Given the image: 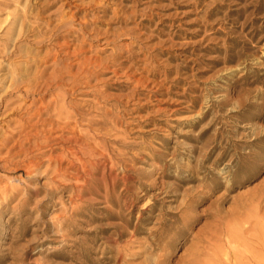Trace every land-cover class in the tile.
<instances>
[{"label": "rangeland", "instance_id": "rangeland-1", "mask_svg": "<svg viewBox=\"0 0 264 264\" xmlns=\"http://www.w3.org/2000/svg\"><path fill=\"white\" fill-rule=\"evenodd\" d=\"M22 15L31 32L15 44L19 26L6 31ZM83 25L89 34L76 39ZM52 35L116 57L117 77H98L116 98L106 135L93 130V88L6 90L22 67L46 77L75 61ZM0 48V140L12 136L0 145V264H264V0H0ZM57 94L77 131L103 142L108 159L96 157L90 176L75 177L69 155L66 176L54 174L53 143L41 140ZM17 139L41 149L20 155ZM28 159L39 162L30 177L15 173Z\"/></svg>", "mask_w": 264, "mask_h": 264}, {"label": "bare ground", "instance_id": "bare-ground-1", "mask_svg": "<svg viewBox=\"0 0 264 264\" xmlns=\"http://www.w3.org/2000/svg\"><path fill=\"white\" fill-rule=\"evenodd\" d=\"M29 2V1H28ZM37 3V2H36ZM28 4H30V3H28ZM78 6V5H77ZM30 7V6H29ZM26 9V8H25ZM24 9V10H25ZM27 12V11H26ZM26 12H24V14H26ZM23 14V15H24ZM73 14V13H72ZM19 16L20 18L18 19V17H17V19H15L14 21H10L11 23H10V26H8L9 28H8V30L6 31V33H7V35H12V34H14V33H12V31H16V28L19 26V30H18V33H17V35H16V38L14 39L13 38V36H11V38H9V39H7L8 41H10V42H12L13 43V41L15 42V44H16V41L18 40V38H23V37H27V33L28 32H31V30L30 31H28V30H25V26H26V24H25V16ZM27 17V16H26ZM66 17V16H65ZM70 17H74V14L73 15H71ZM60 18V17H59ZM82 20V19H81ZM63 21V20H62ZM73 21V20H72ZM76 21V20H75ZM88 21V20H87ZM83 22V21H82ZM58 23H61V22H58ZM79 23V22H78ZM84 23V22H83ZM8 24V23H7ZM57 24V23H56ZM82 24V23H81ZM65 25V24H64ZM15 27V28H14ZM32 27V26H31ZM30 27V28H31ZM29 28V27H28ZM54 28V27H53ZM52 28V29H53ZM63 29H64V27H63ZM86 25H83V27L81 28V30H80V28H79V30L81 31V33H80V35H78V36H76V39H78L79 38V36H82V35H84V34H87V36H88V34H89V32H86ZM32 30H34V29H32ZM49 30H51V29H49ZM69 30V29H68ZM67 30V31H68ZM75 30H77L78 31V29H75ZM47 31H48V29H47ZM67 31H66V33H67ZM70 31V30H69ZM91 31H92V28H91ZM94 31V30H93ZM36 32H38V31H36ZM35 32V33H36ZM39 32H41L40 30H39ZM60 31L58 30V33H59ZM71 32V31H70ZM125 32V31H124ZM12 33V34H11ZM46 33V32H45ZM57 33V34H58ZM93 33V32H92ZM96 33V32H95ZM98 33V32H97ZM96 33V34H97ZM100 33V32H99ZM32 34V33H31ZM52 34V33H51ZM54 34V33H53ZM30 35V34H29ZM33 35V34H32ZM31 35V36H32ZM67 35H69V32H68V34ZM102 35V34H101ZM130 35V34H129ZM99 36V35H98ZM123 36V35H122ZM46 37V36H45ZM75 37V36H74ZM67 37L65 36V35H63V36H61V35H52V36H50V39H54V40H60V39H65V42L64 41H62V42H64L63 44H61V45H59V51L61 50V49H69V48H72V47H74V51L71 53L72 55L71 56H75V59H73V61L74 62H69L68 64H57V63H55V67H52V71L51 72H49V74L48 75H46V77H44L42 74H39V72H37L36 74H38V75H42V76H40V77H38L36 74H35V72H34V74L37 76H35V77H31V74L30 73H28L27 72V70L25 69V70H23V67H22V69H21V72L19 71V72H17L18 74H13L12 75V78L10 77V80H9V82H10V84H9V86H8V89H6L7 91L9 90V88L11 89V90H13V91H18V93L19 92H21V93H23V95H33V96H37L38 94H41V92L42 91H48V90H50V89H52V88H55L56 90L57 89H59V90H61V92L65 95V96H69V94L70 95H74V94H76L78 91H80V90H82V89H86V88H93V90H92V94L95 96V98H96V100H95V103H93V104H90V103H87V104H89V105H91V108H93L94 109V112H96V115H98L99 117H101L99 120H96L97 122H95L96 123V125H98V128H96V129H93L94 130V132L96 133V134H104V135H106V132H108V130L106 129V122L108 121V119L110 118L109 117V111H106L107 109H106V107H105V104H106V101H112V100H116V98L113 96V94L112 95H110V94H107L106 93V88L105 89H100V88H98L99 87V85L100 84H102V83H106V78H105V80H103L104 78H101V79H99L98 77L99 76H106V75H111V77H117V69L119 68H114V69H112V70H110V71H108L110 68H111V65H114V63L116 62V57H114V56H110V57H107V58H102L101 56H99L97 53L99 52L98 50V52L97 53H94V54H89L90 53V51H91V49H92V44H89L88 45V47L86 48V40H80L81 41V43L80 44H78V45H73V43L71 44L69 41H72V40H67L66 39ZM87 38V37H86ZM86 38H84V36H83V39H86ZM94 38H96L95 36H94ZM99 38H101V37H99ZM99 38H97V39H99ZM25 39H27V38H25ZM28 39H30V38H28ZM40 39V38H39ZM102 39V38H101ZM37 40V39H36ZM46 42H47V40H46ZM59 42V41H58ZM57 42V43H58ZM99 42V41H98ZM86 43V44H85ZM59 44V43H58ZM76 44V43H75ZM6 45V44H5ZM8 46V45H7ZM17 46L15 45L13 48H11V49H13L12 51H8L7 50V48H6V50H7V55L9 56L12 52H15L17 49ZM96 48H98V47H96ZM125 48V47H124ZM127 48H129V46L127 47ZM1 49V48H0ZM10 49V48H9ZM104 49V48H103ZM102 49V50H103ZM121 49V48H120ZM5 50V51H6ZM23 50H25V49H23ZM22 50V51H23ZM100 50H101V48H100ZM122 50V49H121ZM127 50V49H126ZM26 51H27V49H26ZM48 51V50H47ZM92 51H93V49H92ZM91 51V52H92ZM96 51V50H95ZM122 51H124V50H122ZM122 51L120 52V53H122ZM0 52L2 53L3 51H1L0 50ZM29 52V51H28ZM49 52V51H48ZM66 52V51H65ZM128 52H130V50H128ZM26 53V52H25ZM25 53H24V55H25ZM32 53V52H31ZM52 53V52H51ZM50 53V55H53V53L51 54ZM13 54V53H12ZM38 54V53H37ZM46 54V53H45ZM59 54V53H58ZM89 54V55H88ZM118 54V53H117ZM2 55H5V53H3ZM29 55V54H28ZM35 55V54H34ZM63 55H68V54H63ZM115 55V54H114ZM12 56V55H11ZM33 57V56H32ZM42 57V56H41ZM40 57V58H41ZM47 57H49L48 55H47ZM53 57V56H52ZM106 57V56H105ZM42 59H44V57L42 58ZM41 59V60H42ZM47 59H49V58H47ZM56 59V58H55ZM70 59H71V57H70ZM30 60H31V58H30ZM51 60V59H50ZM58 60V63H59V59H57ZM65 60V59H64ZM126 60V59H125ZM26 61H27V58H26ZM35 61H36V59H35ZM46 61H48V60H46ZM61 61V60H60ZM118 61H120V60H118ZM33 62V61H32ZM32 62H31V64H29V65H31L32 66ZM66 62V61H65ZM19 63V62H18ZM27 63V62H26ZM119 63V62H118ZM128 63V62H127ZM122 64H123V62H122ZM20 66V65H19ZM46 66V65H45ZM50 66V65H49ZM119 66H120V64H119ZM28 67V66H27ZM15 68V67H14ZM17 68V67H16ZM19 68H21V67H19ZM36 68V67H35ZM40 68V67H39ZM50 68V67H49ZM130 68V67H129ZM45 69H47V67H45ZM16 70V69H15ZM14 72V71H13ZM139 74V73H138ZM110 77V78H111ZM111 80V79H110ZM109 81V80H108ZM93 82H95V83H93ZM137 82H139V81H137ZM142 82V81H141ZM106 86V85H105ZM104 87V86H103ZM5 90V91H6ZM91 90V89H90ZM4 91V92H5ZM13 91H11V92H13ZM82 92H85V91H82ZM87 92V91H86ZM6 93V92H5ZM58 93V92H57ZM81 93V92H80ZM88 93H90V92H88ZM9 94H10V92H9ZM83 94V93H82ZM133 94V93H132ZM19 95V94H18ZM22 95V94H21ZM22 95V96H23ZM21 96V97H22ZM45 96V95H44ZM120 96H122V95H120ZM126 96V95H125ZM30 97V96H29ZM38 97V96H37ZM37 97H36V99H37ZM41 97V96H40ZM39 97V98H40ZM124 97V96H123ZM60 98V96L57 94L53 99H52V104L55 106V109H57L58 110V116L55 118V119H51L50 117H51V115H50V119H46L45 121L47 122V124H49L50 125V129H47L48 130V132H49V134L48 135H44L43 137H42V139L43 140H41L44 144H50V142H52L53 144L52 145H47V146H50V150H51V155H50V157H49V159H50V161H53V159L55 160V162H56V160L59 162V165H58V167H56V166H53V167H55V171H54V174H55V176L57 177V176H60V177H65L66 176V169L63 167V162H64V155L65 156H71V158H72V162H74L73 163V166L74 167H77V169H76V175H75V177H79V176H81V175H83V177L84 176H90V172H93V169L95 168V162H94V159L97 157V158H100V159H104V160H106V157H107V155H106V150H105V148L104 149H101L100 147H102L103 148V146H102V143H100V142H97V143H94V142H91V141H89V140H87V139H85V135H83V132H82V134L79 132V131H77V121L76 120H73V117H75V116H72V114L69 112V107L71 108V106H68L67 104H66V102H60V100L61 99H59ZM68 98V97H67ZM131 98V97H130ZM151 98V97H150ZM31 99V98H30ZM41 99V98H40ZM65 99H66V97H65ZM93 99V98H92ZM127 99V98H126ZM42 100V99H41ZM118 100V99H117ZM120 100V99H119ZM118 100V101H119ZM62 101H63V99H62ZM125 101V100H124ZM132 101H133V98H132ZM7 102V101H6ZM31 102V101H30ZM36 102V101H35ZM90 102V101H89ZM104 103V104H103ZM30 104H32V102L30 103ZM35 104V103H34ZM114 104V103H113ZM113 104H111V106L113 105ZM123 104V103H122ZM147 104V103H146ZM150 104V103H149ZM9 105V104H8ZM40 105V104H39ZM41 105H44V104H41ZM51 105V104H50ZM130 105V104H129ZM10 106V105H9ZM21 106H24V105H21ZM34 106V105H33ZM38 106V105H37ZM36 106V107H37ZM46 106V105H45ZM44 106V107H45ZM48 106V105H47ZM125 106H127V105H125ZM4 107V106H3ZM8 107V106H7ZM26 107V106H25ZM24 107V108H25ZM35 107V108H36ZM49 107H51V106H49ZM57 107V108H56ZM28 108V107H27ZM77 108L78 107H72V111H74L75 112V114L76 115H80V114H78V111H77ZM115 108V107H114ZM113 108V109H114ZM14 109V108H13ZM16 109V108H15ZM48 109V108H47ZM51 109V108H50ZM79 109V108H78ZM24 110V109H23ZM26 110V109H25ZM34 110H37V109H34ZM39 110V109H38ZM57 110H56V112H57ZM109 110V109H108ZM134 110V109H133ZM15 110H13V112H14ZM27 111V110H26ZM26 111H25V113H26ZM40 111V110H39ZM120 111V110H119ZM12 112V111H11ZM34 112H38V111H34ZM53 112H55V111H53ZM73 112V113H74ZM94 112H92V113H94ZM24 113V112H23ZM28 113H29V111H28ZM28 113H26V114H28ZM39 113V112H38ZM80 113V112H79ZM91 113V114H92ZM34 114V113H33ZM53 114V113H52ZM86 115V114H85ZM30 116V115H29ZM49 116V115H48ZM48 116H47V118H48ZM54 116V115H53ZM91 116V115H90ZM19 117H21V116H19ZM31 117H32V114H31ZM31 117H28V121H27V123L28 122H30V119L29 118H31ZM81 118L83 117V115H81L80 116ZM25 118V117H24ZM87 118V117H86ZM113 118V117H112ZM62 119H63V121H62ZM22 120V119H21ZM88 120V119H87ZM92 120V119H91ZM18 121V120H17ZM88 121H90V120H88ZM112 121H114V120H112ZM118 121V120H117ZM23 122V121H22ZM26 122V121H25ZM91 122V121H90ZM26 123V124H27ZM36 123H37V121H36ZM44 123V122H43ZM81 123V122H80ZM87 123H89V122H87ZM19 124V123H18ZM33 124H35V122L33 123ZM130 124V123H129ZM20 125H21V123H20ZM28 125V124H27ZM41 126H42V124H40ZM48 125V126H49ZM86 125V124H85ZM111 125V124H110ZM116 125H117V123H116ZM23 126V125H22ZM31 126H33V125H31ZM79 126V125H78ZM89 126V125H88ZM112 126V125H111ZM15 127V126H14ZM20 127V126H19ZM55 127H57V129H60L59 131H62L63 133H56V131H58ZM69 127V128H68ZM110 127V126H109ZM117 127V126H116ZM115 127V128H116ZM54 128H55V130H54ZM93 128V127H92ZM89 129V128H88ZM118 129V128H117ZM24 130H25V128H24ZM23 130V131H24ZM34 130V129H33ZM90 130V129H89ZM17 131V130H16ZM31 131V130H30ZM40 131V130H39ZM113 131H115V130H113ZM9 132L10 131H7V135L9 134ZM20 132V131H19ZM27 132V131H26ZM26 132H25V134H26ZM37 132V131H36ZM47 132V131H46ZM45 132V133H46ZM67 133L68 135H66V134H64V133ZM11 133H12V131H11ZM11 133L9 134V135H11ZM18 133V132H17ZM33 133H35V132H33ZM44 133V132H43ZM94 133V134H95ZM109 133V132H108ZM116 133H117V131H116ZM29 134H30V132H29ZM42 134V133H41ZM40 134V135H41ZM93 134V133H92ZM111 134V133H110ZM114 134V133H113ZM4 135V134H3ZM3 135H1L2 137H3ZM5 135H6V133H5ZM5 135H4V137H5ZM12 135H15V134H12ZM21 135L23 136V134L21 133ZM28 135V134H27ZM31 135V134H30ZM29 135V136H30ZM33 135V134H32ZM115 135V134H114ZM113 135V136H114ZM19 136H20V134H19ZM34 136L35 137H39L38 136V134L37 133H35L34 134ZM97 137V136H96ZM102 137V136H101ZM21 138V137H20ZM24 138H25V136H24ZM26 138H30V137H27L26 136ZM33 138V137H32ZM40 138V137H39ZM90 138V137H89ZM1 139V138H0ZM10 139H12V136H6L5 138H4V140H0V145L1 146H3L4 147V149L6 148L4 145L6 144V142H8ZM99 139V138H98ZM101 139V138H100ZM20 139H17V140H15V142L13 143V144H11V145H13L12 146V148L13 147H15L17 144H18V153H20V155L22 154V153H25L26 155H28V154H30V152L32 153L31 155H33L34 156V154H33V152L32 151H37V150H39V149H41V145L39 144V142H36V143H34L35 145H34V147H32L31 146V144H30V146L32 147V148H29V149H24L23 148V144H22V142L21 141H24L23 139L21 140V141H19ZM30 140H31V138H30ZM36 139H33V141H35ZM27 141V140H26ZM25 141V142H26ZM39 141V140H38ZM42 142H41V144H42ZM105 142V141H104ZM28 143V142H27ZM65 145H71V147L70 148H67ZM7 146V145H6ZM44 146V145H43ZM65 146V147H64ZM10 147V146H9ZM54 147H55V149L56 148H59L60 150H62L63 151V153H61V154H58L57 153V155H52V152H55L54 151ZM11 148V147H10ZM43 148V147H42ZM47 148V147H46ZM0 149H1V147H0ZM8 152V151H7ZM16 153V152H15ZM39 154H40V152H38ZM37 153V154H38ZM10 154H11V151H10ZM45 154V153H44ZM110 154H112V153H110ZM4 155H9V153H5ZM4 155H3V158H4ZM12 155V154H11ZM19 155V156H20ZM16 156H17V154H16ZM32 156V157H33ZM0 157H2L1 156V152H0ZM29 157H31L30 155H29ZM26 158V157H25ZM25 158H24V160H25ZM34 158V157H33ZM37 158V157H36ZM9 159V158H8ZM12 159V158H11ZM38 159V158H37ZM45 159H47V158H45ZM44 159V160H45ZM107 159H108V157H107ZM110 159V158H109ZM22 160V159H21ZM70 160V159H69ZM98 160V159H97ZM96 160V161H97ZM5 161V160H4ZM45 161H47V160H45ZM1 162V161H0ZM11 162V161H10ZM69 162V161H68ZM98 162V161H97ZM110 162V161H109ZM39 163V162H38ZM38 163H35V162H33L32 160H29L28 159V162H27V160L26 161H22V167L21 168H15L14 169V171H15V173H24V172H26V174H28V177H30L29 175L30 174H32V172H33V170L35 169V167H37V165H38ZM111 163V162H110ZM21 164V163H20ZM41 164V163H40ZM49 164H51V163H49ZM17 165V164H16ZM48 165V164H47ZM72 165V164H71ZM7 166V165H6ZM105 166V165H104ZM16 167V166H15ZM47 167H49V166H47ZM4 168V167H3ZM36 170H37V168H36ZM50 170V169H49ZM48 170V171H49ZM39 171V170H38ZM69 171V170H68ZM45 172V171H44ZM106 172V171H105ZM35 174V173H34ZM71 174V173H70ZM69 175V174H68ZM103 175V174H102ZM105 175V174H104ZM103 175V176H104ZM32 176V175H31ZM71 176H73V175H71ZM111 176V175H110ZM77 177V178H78ZM20 178V177H19ZM22 178V177H21ZM100 178V177H99ZM114 178V177H113ZM75 179V178H74ZM79 179V178H78ZM81 179H82V177H81ZM95 179V178H94ZM101 179V178H100ZM99 179V180H100ZM18 180V179H17ZM53 180V179H52ZM98 180V181H99ZM54 181V180H53ZM64 181H66V180H64ZM78 181V180H77ZM105 178L103 177L102 179H101V182L102 183H105ZM52 183V182H51ZM75 183V182H74ZM78 184H80V183H78ZM51 185V184H50ZM75 185V184H74ZM77 186H79V185H77ZM81 187H82V185H80ZM84 186V185H83ZM1 187V186H0ZM5 188V187H4ZM15 190V189H14ZM7 191V190H6ZM107 191V190H106ZM14 193V192H13ZM16 193V192H15ZM77 194V193H76ZM13 195V194H12ZM72 195V194H71ZM74 196V195H73ZM78 197V196H77ZM79 198V197H78ZM79 200V199H78ZM81 200V199H80ZM84 201V200H83ZM74 206V205H73ZM79 206V205H78ZM72 210H73V208H72ZM75 213H76V211H75ZM72 214V213H71ZM70 214V215H71ZM72 216V215H71ZM64 217V216H63ZM58 219V218H57ZM64 220V219H63ZM65 222V221H64ZM56 223H58V222H56ZM59 224V223H58ZM57 224V225H58ZM62 224V223H61ZM59 226V225H58ZM63 233V232H62ZM64 235V234H63ZM124 234L123 233H121V236H123ZM64 239V238H63ZM121 258V257H120ZM158 258V257H157ZM150 259V258H149ZM148 259V260H149ZM159 259V258H158ZM158 259H157V261H158ZM161 259V258H160ZM147 260V261H148ZM156 260V259H155ZM150 261V260H149ZM152 261V260H151ZM146 263V262H145ZM147 263H150V262H147ZM153 263V262H152ZM116 264V263H115ZM121 264H123V263H121ZM142 264H144V262L142 263ZM156 264H161V261H160V263H156Z\"/></svg>", "mask_w": 264, "mask_h": 264}]
</instances>
